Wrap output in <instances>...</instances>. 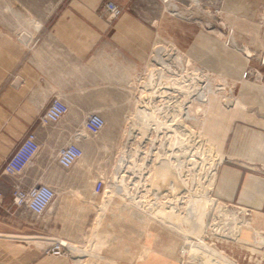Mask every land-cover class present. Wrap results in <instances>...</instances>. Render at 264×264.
<instances>
[{
	"label": "crops",
	"instance_id": "crops-1",
	"mask_svg": "<svg viewBox=\"0 0 264 264\" xmlns=\"http://www.w3.org/2000/svg\"><path fill=\"white\" fill-rule=\"evenodd\" d=\"M55 1L53 8L42 11V0H0V264H100L104 260L102 234L88 235L87 244L82 245L87 224L99 205L89 199L87 187H75V192L85 195L79 201L68 197L70 187L59 191L54 181L60 166L56 149L77 131L84 133L82 137L87 135V127H83L85 114L118 113L120 99L137 98L138 78L156 32L174 14L142 8L137 5L142 0H116L124 9L110 19L106 0ZM247 87H256L242 90V98L250 99L248 107L242 106L235 113L222 108L215 109L218 113L214 111L215 115L225 113V129L232 131L230 140L227 133L223 136L220 151L227 161L218 173L216 169L214 195L264 214V169L260 168L264 162V85L251 83ZM56 96L68 101L69 113L57 123H41L40 116ZM228 114L238 120L233 127ZM213 123H208L209 136L217 142L221 136L215 133L218 125ZM31 129L36 130L41 148L21 180L25 185L48 182L56 188L57 195L44 215H35L25 205L12 201L15 177L3 171L6 159ZM81 144L85 146L83 140ZM217 204L225 209L224 203ZM130 214L136 217L133 211ZM136 220L145 226L144 239L139 242V238L127 234L128 241L118 239L119 243L107 253L109 257L131 264L150 238L149 245L175 258L168 248L174 241L172 235L158 237L152 218L143 221L137 216ZM61 240L66 242L62 255L48 252ZM68 243L82 248L91 244L92 248L79 254ZM137 243L141 248L137 249ZM223 251L241 264H250L248 258L255 259L254 264L264 263V253L253 248H242L237 253L227 248Z\"/></svg>",
	"mask_w": 264,
	"mask_h": 264
},
{
	"label": "rangeland",
	"instance_id": "rangeland-1",
	"mask_svg": "<svg viewBox=\"0 0 264 264\" xmlns=\"http://www.w3.org/2000/svg\"><path fill=\"white\" fill-rule=\"evenodd\" d=\"M108 1L105 2V9ZM113 1L123 11L124 5L116 0ZM56 3L55 0H42L41 9L48 11ZM137 5L154 11L174 12L170 14L172 16L169 22L156 32L149 58L139 76L141 79L153 77V72L156 74L165 72L169 75V78L158 83L165 87L163 93L166 97H163L161 102L170 99L172 103L170 110H173V113H159L154 107L138 101L141 88L138 78L137 98L120 99L118 113H110L108 110L111 108H108V112L103 114L105 126L101 130L95 131L87 127L83 118V127H87L85 128L87 135L81 138L85 143L84 156L69 168L58 165L60 171L58 170L54 179L59 191L65 186L71 188L72 192L68 197L72 201H79L81 196L85 197L84 194L75 192L78 191L75 187H87L90 191L89 199L99 205V209H95L92 219L87 224L88 229L82 245L87 244L88 235L98 232L102 234L104 241L100 246L106 252L108 259L104 258L100 264H128L109 257L107 253H110L115 243V245L119 243L118 239L128 241L127 234L139 238V242L144 239L145 226L136 219L138 215L142 220L146 219L149 207L154 209L163 207L164 213L178 214L180 219L183 215L188 218L190 208L194 204L188 196H197L206 189L210 177V163L213 159L217 160L218 173L219 167L227 161L220 147L224 134L227 133L228 141L232 131L225 129V113L215 115V109L222 108L229 113L232 111L235 113L242 106L248 107L247 102L250 99L242 98V90L256 89V87H247V84L251 83L264 85V0H142L137 2ZM107 16L109 17L108 13ZM174 21L177 23L173 25ZM245 46L249 50H245ZM163 60L166 62L164 63ZM187 73L189 75H184ZM184 77L189 79L187 83H190V86L183 85ZM158 80L157 78L156 81ZM178 81L180 84L175 85ZM192 89L194 92L191 91ZM200 92L207 93L211 98L210 101L207 103L201 101ZM179 103L181 114L174 111L179 108ZM135 117L161 126L163 130L156 132L157 130L151 129L152 131L143 135L138 132L139 128H136V135L128 139L126 131ZM210 121L214 122L213 125H218L215 133L221 136L220 141L210 140L209 134H212L208 127ZM228 122L233 127L238 120L231 119L230 114ZM168 123L175 127H170ZM191 130L195 137L198 134L204 149L207 147V152L203 151L204 154L198 152L193 136H189ZM81 133L84 134L82 131L77 134L81 136ZM171 133L178 134L179 138L180 136L186 138L184 140L182 138L183 141L178 144L175 143L176 139L172 140ZM125 145L128 148L126 159L119 167L118 159ZM218 150L221 153H218ZM220 154L222 155L219 156ZM260 168L264 169V162L261 163ZM99 178L104 179L105 186L101 193L95 194L94 184ZM215 180L210 189V197L215 201L216 206L219 201L224 203L225 209L219 206L209 212L203 208L199 221L194 217H189L188 220H191L194 227L205 224L203 238L211 247L222 251L225 248L228 251L232 249L235 253L242 248H253L264 253V214L218 199L214 195ZM164 181L166 184L163 183ZM187 199L189 204L193 202L192 205L187 203ZM199 200L201 199L196 202ZM131 211H135L136 217L130 214ZM46 212L47 210L42 215ZM149 216L157 226L158 237L160 234L164 237L169 233L174 238L168 248L175 254V258H169L161 250L159 251L170 264L205 263L200 259H192L190 253L184 249L190 248L191 244L183 234L172 230L167 223L159 217L156 218L155 214ZM149 240L143 243L145 248L142 246L143 248L137 251L138 255L146 252ZM128 244L127 242L126 246ZM139 248L141 246L137 243V249ZM62 249L66 250L64 247ZM203 250L209 249L203 246ZM141 261L135 259L131 264L159 262L157 257ZM248 262L254 264L255 259L248 258Z\"/></svg>",
	"mask_w": 264,
	"mask_h": 264
},
{
	"label": "bare ground",
	"instance_id": "bare-ground-1",
	"mask_svg": "<svg viewBox=\"0 0 264 264\" xmlns=\"http://www.w3.org/2000/svg\"><path fill=\"white\" fill-rule=\"evenodd\" d=\"M18 13V12H17ZM211 16V15H210ZM209 17V16H208ZM244 47V46H243ZM245 50H249L247 46H245ZM169 52V50H168ZM167 52V53H168ZM159 56V55H158ZM157 57V55H156ZM163 58V57H162ZM165 58V57H164ZM160 59V58H159ZM157 60H158V57H157ZM181 60V59H180ZM160 61V60H159ZM162 61V60H161ZM164 62V60H163ZM166 62V61H165ZM164 62V63H165ZM182 62V61H181ZM163 72V71H162ZM191 73V72H190ZM184 75H189L188 73L187 74H184ZM152 76V75H151ZM159 79L158 81H156V79ZM169 78V75L167 73H154L153 72V77H150L149 78H145V79H140V85H141V88H140V94H139V97L137 98L138 101L140 102H143L149 106H152L154 107L159 113H162V114H168L170 112L173 113V110H170L172 106H170L172 103H171V100H166L164 102H161V99H164L163 97H166V94L164 95L163 91L165 90V87L163 84L161 83H158V82H162L164 79H167ZM187 78H183L182 81H184L183 85H186L187 87L190 86V83H187ZM192 80V79H191ZM198 81V80H197ZM180 84V81L178 82H175V85H179ZM172 86V85H171ZM209 86V85H208ZM211 86V85H210ZM213 88V87H212ZM192 92H194V90L192 89L191 90ZM208 91V90H207ZM214 91V90H213ZM196 92V91H195ZM167 93V92H166ZM181 96V95H180ZM171 97V96H170ZM177 97V96H176ZM166 99V98H165ZM176 99V98H175ZM199 99V98H198ZM211 98H209V95L207 93H203V92H200V100L201 101H205L206 103L208 101H210ZM181 100H179L180 102ZM189 101V100H188ZM177 103V102H176ZM183 103V102H182ZM189 104V103H188ZM177 107V106H176ZM186 107V105H185ZM187 108V107H186ZM185 108V109H186ZM222 110V109H221ZM224 110V109H223ZM177 114L180 113V103H179V108L177 110H174ZM186 111V110H185ZM184 113V112H182ZM189 113V112H188ZM186 115H188L187 113H185ZM204 114V113H203ZM194 117V116H193ZM141 118V117H140ZM189 119V118H188ZM170 125V127H175L174 125L171 126V123H168ZM177 126V125H176ZM168 127V126H167ZM136 128H139L140 131L138 132H141L143 135L147 134L148 131H156V132H160L162 129L161 126H157V125H154L153 123H151L150 121H147V120H141V119H138L137 117L134 118V120L131 122V124L129 125V127L127 128V131H126V136L127 138L129 139L130 137L136 135L137 133V130ZM152 129V130H151ZM171 129V128H170ZM189 131V130H188ZM188 131L186 133H188ZM166 132V131H165ZM82 134V133H81ZM189 136H193V139H194V142H195V146L199 149L198 152L202 154H204V152H207V147L204 149L202 143H201V139L198 137V134L197 136L195 137V135L193 134V130H191L189 132ZM165 135V134H164ZM178 134H172L171 133V137H172V140L173 138L176 139L175 140V143L178 142V144H180V141L183 140L186 138V136H180L177 137ZM154 138V137H153ZM158 138V137H157ZM193 139H190L193 141ZM182 140V141H183ZM189 142V141H188ZM125 144V143H124ZM190 146L192 147V145L190 144ZM127 146L125 145L123 147V149L121 150V155L118 159V163L119 164V167L122 166L124 164V159L125 158V155L127 154ZM191 151V150H190ZM204 151V152H203ZM157 153V152H156ZM160 155V154H158ZM170 156V155H169ZM203 156V155H202ZM168 158V157H167ZM177 158V157H176ZM210 158V157H209ZM158 160V159H157ZM179 160V159H178ZM174 163V162H173ZM176 163V162H175ZM181 163V162H180ZM177 165V164H176ZM174 165V166H176ZM180 166V165H179ZM182 166V165H181ZM217 160L213 159V162L210 163V169H209V172H210V177H209V182H208V186L206 187V189H204L202 192H199V194L196 196V195H193V197H189L190 199L193 200L194 204L192 205V200L190 202H192L191 204L188 203V199H187V203L189 205H192L193 207L190 208V211H189V215L186 218L185 215H183V218L180 219L178 214H167V213H164V209L163 207H159V208H148L149 209V213L147 215V218L146 219H143V221H148L150 218H149V215L150 214H155L160 220L164 221L165 223H167V225L172 229L174 230L175 232H180L181 234H183L186 238V240L191 244L190 245V248L186 249L184 248L185 250H187L189 253H190V256L192 259H200L202 262H205L204 264H241L237 259L227 255L226 253H224V251H222L221 249H217L216 247H211L207 242H205L204 238H203V235H204V225L205 224H200L199 227L197 226H193V223L191 222V220H188L192 217L195 218V220H198L199 221V218H201L200 216L202 215L201 213V210L203 208H205L206 211H209L211 209H216L218 208L220 205L217 204L216 206V203L215 201H213L210 197V189H211V186L213 185V182H214V179H215V175H216V169H217ZM117 167V165H116ZM178 169L180 167H177ZM115 170V169H114ZM175 170V169H174ZM177 170V169H176ZM173 171V170H172ZM208 172V171H207ZM165 173V172H164ZM170 173V172H169ZM173 174V173H172ZM165 176V175H164ZM166 177V176H165ZM118 179V178H117ZM173 180V179H172ZM166 181V179H165ZM163 182L166 184V182ZM162 183V184H163ZM184 183V181H183ZM181 184V183H180ZM164 185V184H163ZM168 185H171V184H168ZM191 185V184H190ZM173 185H171L172 187ZM179 186V185H178ZM175 187V186H174ZM176 189V187H175ZM201 190V189H200ZM199 190V191H200ZM120 191H121V188H120ZM160 191V190H159ZM161 192V191H160ZM193 192V190L191 191V193ZM198 193V192H197ZM161 194V193H160ZM192 195V194H191ZM190 195V196H191ZM156 196V195H155ZM176 196V194H175ZM196 196V197H195ZM157 197V196H156ZM200 198L203 202H201V200H199V202H196V200ZM141 205V204H140ZM185 207H187V205H184ZM172 207V206H171ZM130 209V208H129ZM184 209V208H183ZM182 209V211H183ZM137 210V209H136ZM185 210V209H184ZM219 210V209H218ZM184 212V211H183ZM135 213V211H134ZM136 214H139V213H136ZM143 214V213H142ZM191 214V216H190ZM126 215V214H125ZM139 216V215H138ZM144 217V215H142ZM154 216V215H153ZM140 217V216H139ZM142 217V218H143ZM190 217V218H189ZM150 221V220H149ZM143 224V223H142ZM229 227V226H228ZM230 228V227H229ZM228 228V229H229ZM226 230V228H225ZM232 231V230H230ZM227 233L229 231H226ZM226 234V233H225ZM228 235H231L228 233ZM94 239V238H92ZM95 240V239H94ZM94 240L91 241V244L93 245V242ZM62 243V245L64 243H66L64 240H61L60 241ZM72 248L74 249H77V250H86L88 252L91 251V248H92V245H88V246H85V248L83 247H80V246H77V245H74V244H71V243H68ZM205 246L206 248H208L209 250L207 251H204L203 250V246ZM145 248V247H144ZM158 247L156 246H151L148 244V246H146V252L143 253V254H139L137 255L136 257V260L139 261V260H142V261H145L146 258H151V257H157L158 259V264H170L167 259L164 257V255H162L161 253H159V249H157ZM79 254H81V252ZM77 252V251H76ZM75 252V253H76ZM85 252V251H84ZM93 252V251H92ZM95 253V252H94ZM78 254V253H77ZM83 254V252H82ZM88 255V254H87ZM86 255V256H87ZM98 255V254H97ZM96 256V255H95ZM99 256V255H98ZM97 257V256H96ZM79 258V257H78ZM81 258V257H80ZM89 258V257H87ZM105 259L107 258L108 259V256H105L104 257ZM160 258V259H159ZM86 259V258H85ZM90 259V258H89ZM97 260V259H96ZM99 260V258H98ZM205 260V261H204ZM83 261V260H82ZM88 261V260H87ZM92 261V259H91ZM141 261V262H142ZM157 261V260H156ZM161 261V263H160ZM79 262V261H78ZM94 262V261H93ZM97 262V261H96ZM137 263V262H136ZM135 263V264H136Z\"/></svg>",
	"mask_w": 264,
	"mask_h": 264
},
{
	"label": "built area",
	"instance_id": "built-area-1",
	"mask_svg": "<svg viewBox=\"0 0 264 264\" xmlns=\"http://www.w3.org/2000/svg\"><path fill=\"white\" fill-rule=\"evenodd\" d=\"M106 11L109 17L118 16L122 10L113 0L106 3ZM70 111V104L62 97H53L48 103L46 109L40 116L43 124L57 123L65 117ZM84 122L92 130L99 131L105 126V117L101 112L92 111L84 115ZM75 132L65 143L59 145L56 149L57 162L64 168H69L76 164L85 153L81 144L82 136ZM41 148V143L35 129H31L25 135L23 140L15 147L9 157L6 159L3 171L15 177L12 184V201L17 205H25L35 215L43 214L49 205L54 201L57 191L54 185L48 182H35L25 185L21 180V175L28 164L34 159ZM105 181L102 178L97 179L94 184L95 194L103 191ZM3 200V193L0 190V201ZM48 252L55 255H62V243L57 241Z\"/></svg>",
	"mask_w": 264,
	"mask_h": 264
}]
</instances>
